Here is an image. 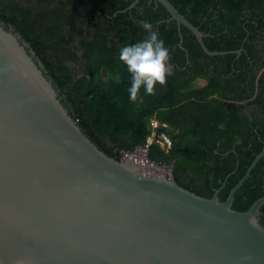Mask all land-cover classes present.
Instances as JSON below:
<instances>
[{"label":"water","instance_id":"95a60500","mask_svg":"<svg viewBox=\"0 0 264 264\" xmlns=\"http://www.w3.org/2000/svg\"><path fill=\"white\" fill-rule=\"evenodd\" d=\"M154 1L182 49L185 26L206 55L242 53L210 51L169 0ZM263 157L225 201L226 182L206 198L179 185L172 167L141 174L91 141L30 44L0 21V264H264V196L233 208Z\"/></svg>","mask_w":264,"mask_h":264},{"label":"trees","instance_id":"16d2710c","mask_svg":"<svg viewBox=\"0 0 264 264\" xmlns=\"http://www.w3.org/2000/svg\"><path fill=\"white\" fill-rule=\"evenodd\" d=\"M86 1L0 0V21L30 44L70 114L102 151L122 159L120 150L145 144L154 118L173 143L167 151L152 146L150 159L171 166L178 184L202 197L211 198L226 181L219 193L225 201L264 149V0H169L204 33L210 51L242 49L217 56L206 55L185 26L182 49L176 22L154 1L127 9L135 0H89L81 15ZM73 14L95 29L80 41L81 56L71 49L76 26L66 29ZM142 20L164 41L173 67L166 85L158 84L154 95L141 88L131 102V76L119 49L150 35ZM79 59L80 66L67 63ZM200 77L205 83L193 86ZM263 196L264 157L236 192L233 208L246 211ZM262 212L264 225V206Z\"/></svg>","mask_w":264,"mask_h":264},{"label":"clouds","instance_id":"9594fccd","mask_svg":"<svg viewBox=\"0 0 264 264\" xmlns=\"http://www.w3.org/2000/svg\"><path fill=\"white\" fill-rule=\"evenodd\" d=\"M140 26L150 35L119 49V60L131 76L128 89L131 102L137 100L141 88L147 95H154L156 86L166 85L167 76L170 74L169 49L159 39L158 33L153 31V25L148 20L140 21Z\"/></svg>","mask_w":264,"mask_h":264},{"label":"built area","instance_id":"2783aa9c","mask_svg":"<svg viewBox=\"0 0 264 264\" xmlns=\"http://www.w3.org/2000/svg\"><path fill=\"white\" fill-rule=\"evenodd\" d=\"M161 123L152 119L150 121L151 133L147 137L145 144L137 146L133 151L120 150L122 159H127L131 163H135L141 169V174H167L171 173V166L157 163L150 159V151L152 146L158 145L164 150H169L172 147V139L170 135L165 131L161 130ZM165 127V125H163ZM117 150H115L116 152Z\"/></svg>","mask_w":264,"mask_h":264},{"label":"flooded vegetation","instance_id":"af4514ba","mask_svg":"<svg viewBox=\"0 0 264 264\" xmlns=\"http://www.w3.org/2000/svg\"><path fill=\"white\" fill-rule=\"evenodd\" d=\"M152 1H154V0H149V2L150 3H152ZM155 2V1H154ZM90 3V1L89 0H87L86 1V3H84V5L83 6H81L80 8H79V10H80V12H79V14H81V15H83L84 14V11H83V9H85V7H86V5L87 4H89ZM133 3V2H132ZM131 3V4H132ZM130 4V5H131ZM138 4V3H137ZM136 4V5H137ZM32 5H33V2H32ZM135 5V6H136ZM134 6V7H135ZM134 7H132V8H134ZM132 8H130V9H132ZM100 13V12H99ZM79 14H73L72 16H71V18L69 19V23H68V27L66 28V29H68L69 27H74V26H76V28H75V35H74V41L71 43L72 45H71V49L73 50V51H76L77 52V55L78 56H81L82 55V53H83V51L81 50V48H80V41L82 40V39H84V38H86L87 40H90L92 37H93V34L95 33V29L93 28V27H86V26H83L82 24H81V22H80V16H79ZM101 15L103 14L104 15V13L103 12H101L100 13ZM98 15V14H97ZM115 15H113V17H114ZM99 17V16H98ZM99 20H102V21H104V18L103 17H99ZM169 21H170V19H169ZM102 26H104L103 24H101ZM69 65H76V66H80L81 65V63H82V59H79V60H77V62H73V61H68L67 62ZM169 67H170V69L173 67V66H171V65H169ZM263 151V150H262ZM224 182H226V181H224ZM223 182V183H224ZM222 183V184H223ZM216 190V189H215ZM215 192V191H214Z\"/></svg>","mask_w":264,"mask_h":264},{"label":"rangeland","instance_id":"374dc122","mask_svg":"<svg viewBox=\"0 0 264 264\" xmlns=\"http://www.w3.org/2000/svg\"><path fill=\"white\" fill-rule=\"evenodd\" d=\"M19 3H21V5H23V6H26L27 5V3H26V1H19ZM205 82V79H203V78H198L195 82H194V85L193 86H200L202 83H204Z\"/></svg>","mask_w":264,"mask_h":264},{"label":"crops","instance_id":"0c3cea01","mask_svg":"<svg viewBox=\"0 0 264 264\" xmlns=\"http://www.w3.org/2000/svg\"><path fill=\"white\" fill-rule=\"evenodd\" d=\"M204 83H205V82H204ZM202 84H203V83H202ZM151 120H152V119H151ZM151 120H150V121H151ZM149 125H150V122H149Z\"/></svg>","mask_w":264,"mask_h":264}]
</instances>
